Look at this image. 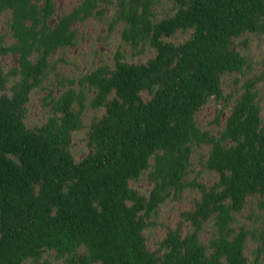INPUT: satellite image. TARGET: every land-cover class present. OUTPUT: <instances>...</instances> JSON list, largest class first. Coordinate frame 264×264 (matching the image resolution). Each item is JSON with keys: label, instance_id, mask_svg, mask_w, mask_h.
Segmentation results:
<instances>
[{"label": "trees", "instance_id": "16d2710c", "mask_svg": "<svg viewBox=\"0 0 264 264\" xmlns=\"http://www.w3.org/2000/svg\"><path fill=\"white\" fill-rule=\"evenodd\" d=\"M172 1L174 13L158 18L157 0H81L54 21L56 0H0V15H10L9 32L0 34V264L39 261L49 250L70 264H260L261 77L247 79L236 96L223 85L226 75L250 68L235 41L264 35V0ZM106 5L114 7L110 31L121 24L127 44L138 53L149 46L154 56L135 63L117 52L113 64L66 78V90L44 99L46 122L29 126L31 94L55 71L51 57L75 45V24L102 19ZM179 32L189 36L175 43ZM9 55L17 65L5 71ZM211 100L223 102L220 113L228 110L216 134L197 122ZM87 108L104 113L91 123L89 151L78 161L73 136L85 127ZM204 145L203 167L217 174L211 184L190 177L193 153ZM145 173L148 195L131 186ZM188 189L200 197L152 248L145 231L161 205ZM251 199L253 224L237 229ZM249 240L253 260L245 253Z\"/></svg>", "mask_w": 264, "mask_h": 264}, {"label": "rangeland", "instance_id": "374dc122", "mask_svg": "<svg viewBox=\"0 0 264 264\" xmlns=\"http://www.w3.org/2000/svg\"><path fill=\"white\" fill-rule=\"evenodd\" d=\"M116 1V0H113ZM81 0H56L57 12L54 18L56 21L63 13L70 11L78 5ZM106 12L102 19L96 17L88 19L84 23L75 24L74 28L77 31V41L73 46L66 49L56 51L51 57L52 62H56L55 71H52L49 77L44 82L43 89H35L30 98L28 105V114L26 122L29 126H40L44 124L47 117L50 115L49 108L44 105V99L51 92L53 96H58L69 86L66 78L78 80L84 74L96 69L102 64H113L114 56L117 52H122L125 59L129 62H146L154 56V50L147 47L142 53H138L137 49L127 44L121 36L122 25L117 24L110 31L109 21L114 13L112 5L105 6ZM155 10L158 18L174 13L172 0H157ZM9 13L0 15V34L9 32ZM188 33L179 32L171 40L175 43L184 42ZM9 39L10 35H9ZM246 41V44H245ZM240 52L246 56L250 63V68H245L243 74H228L224 77V91L226 95L236 96L242 85L247 79L253 77H261L258 83L259 91L261 92L262 115L264 116V35H250L247 39L239 38L236 41ZM141 46L138 47L140 49ZM5 71L17 65V57L9 55L3 58ZM76 89L77 86H75ZM50 100V98H48ZM223 106V102L217 103L211 100L205 107L197 113V122L199 126L208 130L210 133L216 134L223 129L228 110L220 113L219 110ZM104 113V109L94 110L87 108L84 112L83 122L85 127L81 131H77L73 136L72 152L75 158L80 161L88 151V132L91 123L100 118ZM219 116V123L216 121ZM209 147L201 146L193 153V169L190 174L191 178L198 177V180L206 184H211L217 179V174L203 167V162L207 156ZM131 186L137 189L141 194L148 195L152 189V183L148 179V173L143 174L138 180H133ZM200 197V192L196 189H188L184 192L183 199L180 201L168 200L161 205L158 216L155 220V225L151 229H147L145 234L149 238V243L152 248H157L161 240L166 236L169 228H172L179 220L180 213L189 209L194 200ZM253 210L255 209L254 200L248 203L242 213L237 214V220L234 226L238 229L240 226L251 228L254 217ZM192 228L184 226V231H191ZM213 231V222L206 224L201 232V238L208 242ZM255 244L249 240L245 253L254 259L252 250ZM23 264H70L66 259H60L52 250L46 251L39 261L26 260ZM260 264H264V257Z\"/></svg>", "mask_w": 264, "mask_h": 264}]
</instances>
